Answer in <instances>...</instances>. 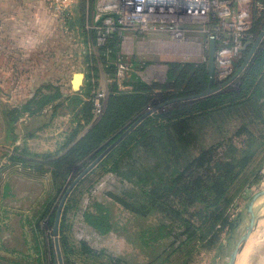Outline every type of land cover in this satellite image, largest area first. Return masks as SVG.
<instances>
[{
    "label": "rangeland",
    "instance_id": "rangeland-1",
    "mask_svg": "<svg viewBox=\"0 0 264 264\" xmlns=\"http://www.w3.org/2000/svg\"><path fill=\"white\" fill-rule=\"evenodd\" d=\"M106 5L103 0H78L73 11H66L61 15L56 30L58 34L44 27L42 36L36 39L37 45L30 47L31 51H35L28 53L24 60H21V63L25 64L23 71H0V79L5 80L0 81V84H3V87H0V133H5V144L0 143V183L4 185L6 180L13 186L16 194L10 203L4 200L11 207L7 224L12 227L18 228L22 221L26 225L32 221L37 224L46 209H49V216L56 215L62 197L72 182L129 127L107 142L103 151L94 159L78 164L73 178L60 193L54 188L52 181L47 182L48 174L42 170L36 172L23 169L26 174H18L23 178L12 179L10 174L16 170H11L10 157L13 154L24 156L28 160H36L38 155L55 154L28 152L29 141L44 133H49V136L56 134L54 138L50 137V141L57 139L59 150H63L78 125L87 126L82 113L83 104L78 103L76 99L93 102L102 90L107 88L110 93V88L116 84L119 62L123 61L131 66L126 84L135 83L134 78L137 77L145 83L154 80L165 81L168 74L167 64L174 61L184 62L179 58L175 60L145 52L139 53L134 48L130 51L131 42L128 40L130 45L123 44L117 33L112 34L109 39L113 42L105 46L98 45L96 30L93 27L104 29L103 19L110 15V11L100 12V8L108 9L109 6ZM51 11L52 15H55L54 9ZM97 15L101 16L98 21ZM263 28L264 23L257 38ZM127 36L129 38L130 34ZM252 49L253 47L245 53L244 64ZM11 58L13 59V56ZM252 59L253 63H257L253 74L259 84H253L254 86L243 93H233V104L217 105L210 116L195 124L192 132L194 141L192 143V139L187 143L186 151L178 153L182 155L181 159H176L175 154H168L164 161L149 160L153 170L149 177L147 176L149 180L146 184L138 183L140 179L137 171H134L137 174L134 175L137 183L118 182V194L133 190V197L127 199V203L136 211L116 202L95 184L108 164H112L116 159L120 160L126 151L134 146V138L126 148L118 150L117 154L98 169L97 165L94 172L93 169L76 185L66 200L68 202L70 199L65 228L71 241V264L228 263L237 244L246 236L247 228L251 227L248 206L256 194L264 191V37L250 62ZM75 82H78V85H75ZM239 89L222 88L214 95L232 93ZM256 95L261 97L257 99ZM44 102L47 104L40 107ZM28 103H32L31 111L24 109ZM158 106L159 104L154 108ZM166 109L167 107L157 109L155 112H164ZM22 127L26 128L24 132L27 135H23L22 143L15 145L18 138L14 132ZM64 135L65 139L60 140ZM25 151L29 155H25ZM197 156L210 159V171L207 173L204 170H195L205 177L202 179L204 183L201 190L196 185L192 193L188 194L184 188H191L197 175L192 177L187 168ZM127 159L128 156L123 157V160ZM234 160L240 161L241 164L244 160L248 162L243 169L238 165L235 171V174L238 173L237 179L226 184V199L221 198L217 202L211 200L208 203L195 201V198H200L201 192L203 196L213 197L210 190H205L207 175L215 174V170L218 172L221 168L226 169L222 164ZM176 169L179 171L174 174ZM4 174L6 177L2 180ZM181 175L183 180L176 186L181 189V194L170 196L168 200L159 199L160 196H167L174 191L171 187ZM41 177L45 178L40 179ZM219 189L215 192H219ZM260 199L263 200L262 204L254 209L255 227L242 247L238 264H264V196L257 201ZM2 205L6 207L5 204ZM2 207L0 206V209ZM99 212L106 217V223L109 225V230L104 235L88 224L85 218L87 213ZM178 212L181 214L176 216ZM226 218L234 221L233 229L221 227ZM44 219L40 224L41 231H37L38 235L41 233V236L47 239L45 250L49 253L50 264L53 260L54 264H60L52 235L54 224L51 226L49 220ZM183 220L188 221L193 228L190 232L193 236L190 242H186L184 236L179 241L174 239L175 235L185 230ZM15 227L14 231L7 229L5 234L9 246L14 244L17 250L22 239L19 240L20 232ZM102 229H107L105 224ZM30 236L31 233L28 238ZM3 249L0 250V264H47L46 259L39 263L32 262L33 259L25 261L18 253L15 255L14 251ZM62 256L64 264L63 253Z\"/></svg>",
    "mask_w": 264,
    "mask_h": 264
},
{
    "label": "trees",
    "instance_id": "trees-1",
    "mask_svg": "<svg viewBox=\"0 0 264 264\" xmlns=\"http://www.w3.org/2000/svg\"><path fill=\"white\" fill-rule=\"evenodd\" d=\"M263 23L264 20L255 23L253 33L256 37ZM111 41L112 40H108L107 45ZM243 57H245V54ZM243 57L236 64L237 72L244 64L245 58ZM254 63L252 59L245 69L242 75V84L240 89L236 90V92L212 95L198 101L192 100L174 103L167 105L166 107L169 109H166L164 112H154L151 114L132 133L114 147L98 164L96 169L102 166L109 158H112L113 155L117 154L118 150L126 148L127 144L132 143L131 140L134 138V146L128 149L124 155L128 156L127 161L123 160V156L120 160L116 159L112 164H108L104 172L99 175L95 184L97 183L99 189L104 190V192L116 202L121 203L128 209L130 208L136 211L127 203V199L133 197V190H126L118 194V182L123 184L137 183L134 180V175L136 174L134 171H137L140 179L138 183L146 184L149 180H147V176L149 177V174L153 170L150 168L149 160L158 159L159 161H164L168 154H175L176 159H181L182 155H178V153L184 150L186 151L188 147L187 143L192 139V143L194 141L195 136L192 132L195 124L201 119L210 116L217 105L226 106L228 103L233 104L235 100L232 97L233 93H243V91L254 86L253 84H259L256 80V76L253 74L255 66L257 65L256 62ZM167 67L168 74L165 81L154 80L151 83H145L137 77L134 78L136 79L135 83L126 84L132 87V90L129 92L120 91L114 83L110 88L105 114L95 125H92L94 118L93 102H84L80 98H77L76 101L83 104L82 113L87 126L79 124L78 129L73 132L66 147L62 151L55 154L38 155L36 160H28L24 156L13 154L10 157L12 167L8 166V168H13L17 165L24 169H32L36 172H41L42 170L44 173H49L51 174L54 188L60 193L62 188L73 178L75 169L79 166L78 164L85 160L94 159L103 151V147L107 142L120 132H124L140 118L149 107H156L157 104L161 105L175 99L198 95L204 92L208 87L209 73L208 64L206 63L174 61L168 63ZM219 85L220 84L214 80V87H218ZM255 97L259 99L261 95H256ZM32 103H28L24 107L25 111H31ZM46 104L45 102L41 103L40 107ZM84 129L85 131H83ZM183 145L185 148H183ZM201 157L203 156L195 157L187 168L192 177L197 175V179L193 182L194 187L184 188L188 194L192 193L191 191L193 188H196V185L199 190H201L204 183L202 179H205V177L199 175L195 170H204L209 173L208 163L210 159L208 157L201 159ZM247 162V160H244L241 164L240 161L235 162L234 160V162L221 163L226 169H222V166H220L221 169H219L218 172L215 170V174H211L210 176L207 175L206 177L207 186L205 190H210L213 197L209 198L208 196H203V192H201L200 198H195V201L202 200L208 203L213 200V202H217V200L226 197V184L230 183V181L234 182L237 179L238 173L235 174L237 166L240 165V168L243 169L246 167ZM96 169H94L93 172ZM178 171L179 170L176 169L174 174L178 173ZM182 180L183 176L181 175L174 181L171 187L174 191L168 193L167 196H160L159 199L168 200L170 196L181 194V189L176 188V186L182 182ZM218 188H220L219 192H215ZM69 200L68 202L66 201L67 204L63 208L59 231L60 246L65 258L64 264H71V252L69 249L71 241L68 231L65 228L67 215L69 213ZM192 202L194 203V201ZM48 212L49 209H46L43 215L39 217L37 221L39 226L44 218L48 219L50 225L53 226L55 214L49 216ZM180 214L181 212H178L176 216ZM85 218L86 222L102 235L108 232L109 225L106 223V217L102 215V212H99V214L87 213ZM183 221L186 225L185 230L181 234L175 235L174 239L175 241H179L180 238L184 236L186 237L185 241L190 242L193 238L190 233L193 228L188 221ZM103 224L106 225L107 229H102ZM234 226V221L229 218H226L221 225L223 229H233ZM54 262L53 260L52 264H54Z\"/></svg>",
    "mask_w": 264,
    "mask_h": 264
},
{
    "label": "built area",
    "instance_id": "built-area-1",
    "mask_svg": "<svg viewBox=\"0 0 264 264\" xmlns=\"http://www.w3.org/2000/svg\"><path fill=\"white\" fill-rule=\"evenodd\" d=\"M72 1L76 0H56L57 13L63 14ZM103 3L109 8H100V12L109 10L110 15L103 19L104 29L93 27L98 45H107L111 35L117 33L123 44L131 42L130 51L134 48L139 53L208 64L210 41L214 39V80L220 89L240 88L247 66L237 72L236 64L257 40L253 33L255 23L264 20V0H103ZM100 17L97 15L96 20ZM129 70L128 63H118L116 85L120 91L132 90L126 85ZM109 95L106 88L95 96L92 125L104 116ZM151 109L154 107L147 111Z\"/></svg>",
    "mask_w": 264,
    "mask_h": 264
},
{
    "label": "crops",
    "instance_id": "crops-1",
    "mask_svg": "<svg viewBox=\"0 0 264 264\" xmlns=\"http://www.w3.org/2000/svg\"><path fill=\"white\" fill-rule=\"evenodd\" d=\"M77 4L78 0L70 2L66 11H73ZM55 7L56 0H0V71H23L25 69V64H22L21 60H24L28 53H33L35 51H31L30 47L37 45L36 39L42 36L44 27L58 34L56 30L58 29L57 25L60 23L59 19H61L62 14H58ZM53 9L55 15H52L51 10ZM11 56H13V59ZM0 81L5 82L4 79H0ZM0 87H3L2 83ZM24 131H26V128L22 127L20 130L18 129V131L16 130L14 132L18 138L15 145L22 143L23 135H27ZM4 135L5 133H0L1 144H5ZM65 135L64 138H60V140H64ZM55 136L56 134L54 136L53 134L49 136V133H44L40 135L39 138L30 140L27 145L28 152L30 154H38L62 151V149L59 150L60 147L57 144V139H52V141H50V137L54 138ZM28 152L25 151L24 154L29 155ZM23 169L24 168L21 166L13 167L11 170L14 171L10 174L12 179L21 178L22 176L20 177L18 175L20 172L26 174ZM5 177L4 174V176L1 177L3 178L2 180H4ZM44 178L41 177L40 179ZM46 179L47 182H49V180L52 181L51 174L48 173ZM14 197H16V194L13 186L7 183L6 180L4 185L0 183V206H3V209L6 208L4 210L2 208L0 209V250L4 248L3 250L14 251L15 255L18 253L19 257L25 259V261L33 259L34 261L32 262L39 263L46 259L45 261L47 264H50L49 253L45 250L47 239L45 240V238L41 236V233L38 235V232L41 231V227L36 224V221L29 222L27 225L23 221V225L19 222L18 228L7 224L8 216H10L9 208L11 207H9V204H6L4 200L10 203ZM261 199L255 203V210L262 204L263 200ZM2 204H5L6 207ZM14 227L20 232L19 240L22 239L21 242L19 241L17 250L14 244L9 246V243L6 241L7 234H5L7 229L11 228L13 230ZM28 232L32 234L29 238Z\"/></svg>",
    "mask_w": 264,
    "mask_h": 264
},
{
    "label": "water",
    "instance_id": "water-1",
    "mask_svg": "<svg viewBox=\"0 0 264 264\" xmlns=\"http://www.w3.org/2000/svg\"><path fill=\"white\" fill-rule=\"evenodd\" d=\"M264 37V28L262 32L260 33L259 37L257 38L256 42L254 43L253 49L249 56L247 57L244 67L248 65L250 62L252 55L256 51L257 47L260 45L262 39ZM209 61H208V73H209V84L206 90L198 95L190 96V97H184V98H179L172 100L168 103H164L159 105L157 108L151 109L146 111L140 118H138L123 134L122 136L117 139L111 146H109L95 161H93L69 186L67 191L62 197V200L59 204L58 210L55 215L54 219V226L52 230V235L54 238V244H55V249L57 253V258L60 264H63V256H62V251H61V246H60V236H59V231H60V222H61V217H62V212L63 208L65 206L66 200L72 190L76 187V185L88 174L90 173L112 150L114 147H116L124 138H126L130 133H132L146 118H148L151 114H153L157 109H162L163 107L167 105H171L174 103L178 102H185V101H192V100H200L204 99L207 97H210L217 93L220 88L219 87H214V78H215V70H216V45H215V40L211 39L210 41V47H209ZM264 196V191L260 192L259 194H256L249 206H248V213L251 215L250 219V224L251 227L247 228V234L246 236L242 237L239 243L237 244L235 250L232 252L230 259L227 264H238V260L240 258V255L242 253V247L245 244V242L248 240L250 236V232L252 229H254L255 224H256V218L254 214V206L256 201Z\"/></svg>",
    "mask_w": 264,
    "mask_h": 264
},
{
    "label": "bare ground",
    "instance_id": "bare-ground-1",
    "mask_svg": "<svg viewBox=\"0 0 264 264\" xmlns=\"http://www.w3.org/2000/svg\"><path fill=\"white\" fill-rule=\"evenodd\" d=\"M77 81V80H76ZM75 85H78V82H75ZM24 200V199H23ZM23 202V201H22Z\"/></svg>",
    "mask_w": 264,
    "mask_h": 264
}]
</instances>
